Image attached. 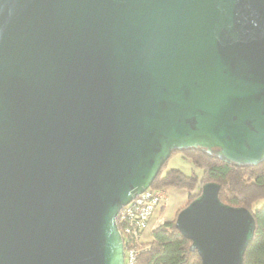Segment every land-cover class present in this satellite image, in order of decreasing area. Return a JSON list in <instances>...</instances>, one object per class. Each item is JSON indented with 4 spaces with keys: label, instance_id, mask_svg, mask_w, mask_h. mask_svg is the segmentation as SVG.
<instances>
[{
    "label": "water",
    "instance_id": "water-1",
    "mask_svg": "<svg viewBox=\"0 0 264 264\" xmlns=\"http://www.w3.org/2000/svg\"><path fill=\"white\" fill-rule=\"evenodd\" d=\"M190 149L264 162V0H0V264H124L119 212ZM219 192L175 226L243 264Z\"/></svg>",
    "mask_w": 264,
    "mask_h": 264
},
{
    "label": "trees",
    "instance_id": "trees-1",
    "mask_svg": "<svg viewBox=\"0 0 264 264\" xmlns=\"http://www.w3.org/2000/svg\"><path fill=\"white\" fill-rule=\"evenodd\" d=\"M176 155L191 162L190 173L169 167ZM209 182L220 185L219 198L224 204L245 207L252 212L256 228L243 264H264V204L255 208L258 201H264V162L238 167L200 149L176 151L164 164L150 190H184L190 203ZM175 221L176 218L166 221L151 231L152 240L145 243L148 249L139 256V264H202L198 252L191 250L192 242L177 230Z\"/></svg>",
    "mask_w": 264,
    "mask_h": 264
},
{
    "label": "built area",
    "instance_id": "built-area-1",
    "mask_svg": "<svg viewBox=\"0 0 264 264\" xmlns=\"http://www.w3.org/2000/svg\"><path fill=\"white\" fill-rule=\"evenodd\" d=\"M168 201L166 190L148 189L121 209L117 224L124 246V264H139V256L148 249L144 236L152 231Z\"/></svg>",
    "mask_w": 264,
    "mask_h": 264
},
{
    "label": "rangeland",
    "instance_id": "rangeland-1",
    "mask_svg": "<svg viewBox=\"0 0 264 264\" xmlns=\"http://www.w3.org/2000/svg\"><path fill=\"white\" fill-rule=\"evenodd\" d=\"M169 167L179 168L186 173H190L192 171L191 162L187 159H184L181 155H176L175 157H173L169 162ZM165 190L167 191V189ZM168 196H169V201L165 209H163L165 210L164 213L162 214L161 213L162 211L160 212V215L157 218L158 223L156 224V226L157 225L159 226L160 224L166 221L174 220L177 217L178 213L189 204L187 192L184 190L169 188ZM263 204L264 201H258L255 204V208H260ZM144 239L146 242H150L152 240L150 230L147 231V233L144 236Z\"/></svg>",
    "mask_w": 264,
    "mask_h": 264
},
{
    "label": "crops",
    "instance_id": "crops-1",
    "mask_svg": "<svg viewBox=\"0 0 264 264\" xmlns=\"http://www.w3.org/2000/svg\"><path fill=\"white\" fill-rule=\"evenodd\" d=\"M168 189H169V188H168ZM168 189H167V195H168ZM168 198H169V196H168ZM157 223H158V221H157ZM157 223H156V224H157ZM153 225H155L154 222L152 223V227H153ZM155 226H156V225H155ZM155 226H154V227H155ZM157 226H158V225H157ZM157 226H156V227H157ZM156 227H155V228H156ZM153 229H154V228H153ZM153 229H152V230H153ZM150 232H151V231H150Z\"/></svg>",
    "mask_w": 264,
    "mask_h": 264
}]
</instances>
